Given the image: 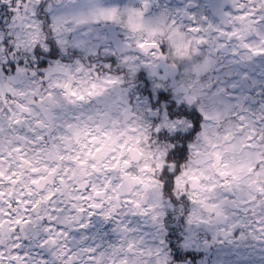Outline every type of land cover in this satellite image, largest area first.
I'll list each match as a JSON object with an SVG mask.
<instances>
[{
    "label": "clouds",
    "instance_id": "obj_1",
    "mask_svg": "<svg viewBox=\"0 0 264 264\" xmlns=\"http://www.w3.org/2000/svg\"><path fill=\"white\" fill-rule=\"evenodd\" d=\"M262 137L264 0H0L2 264H264Z\"/></svg>",
    "mask_w": 264,
    "mask_h": 264
},
{
    "label": "snow or ice",
    "instance_id": "obj_2",
    "mask_svg": "<svg viewBox=\"0 0 264 264\" xmlns=\"http://www.w3.org/2000/svg\"><path fill=\"white\" fill-rule=\"evenodd\" d=\"M152 46L155 47V45ZM140 47L143 48L144 45L142 44L140 45ZM5 63H11V62L5 61ZM13 67L18 69V64H13ZM148 97L150 103L153 99L155 100V103L152 104V107L149 109V111L156 112L157 121L160 122L159 121L160 111H163L164 115L166 116V120L162 122V126L157 128V133L159 134L163 132L165 138H170L172 140L179 139L181 137L182 130H186V127H190V125H188V114L186 111L183 110L184 108L183 104L175 100H172L171 103H169L171 97L166 96L162 90H159V86H155L154 91L148 93ZM262 139H264V137H262ZM251 146L252 145H249V147ZM173 147H175V145H173ZM16 151H20L19 147L16 149ZM217 159H219V156H217ZM2 160L3 157L0 156V161ZM21 160L23 161V156H21ZM33 171L35 172L36 169H33ZM221 175H226V173H221ZM12 182L15 183L16 181L13 180ZM32 183L35 184L37 183V181L33 180ZM0 195H3V193H0ZM20 202L30 204V201H17V203ZM26 210H30V209H26ZM19 247L20 245L17 244L16 248ZM183 247H184V251H181V248L173 247L172 245H169V256H171L172 264H182V262H184V264H193V261L190 259V255L186 245ZM173 252L175 253L174 255H172ZM11 259L13 261H24L27 259V254L20 252L12 255ZM2 262H3V256L2 254H0V264H2ZM164 264H169L167 258L165 259Z\"/></svg>",
    "mask_w": 264,
    "mask_h": 264
}]
</instances>
